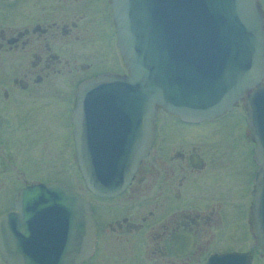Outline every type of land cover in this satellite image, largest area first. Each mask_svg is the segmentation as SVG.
<instances>
[{
  "label": "flooded vegetation",
  "instance_id": "flooded-vegetation-1",
  "mask_svg": "<svg viewBox=\"0 0 264 264\" xmlns=\"http://www.w3.org/2000/svg\"><path fill=\"white\" fill-rule=\"evenodd\" d=\"M257 3L264 30V0ZM107 73L126 74L110 0H0V219L11 216L9 245L25 251L24 264L61 251L56 206H30L21 218L20 193L50 185L75 191L90 211L92 253L80 264H205L233 253L264 264L246 108L255 89L197 123L158 107L150 149L129 183L99 197L78 171L72 115L79 85Z\"/></svg>",
  "mask_w": 264,
  "mask_h": 264
},
{
  "label": "water",
  "instance_id": "water-1",
  "mask_svg": "<svg viewBox=\"0 0 264 264\" xmlns=\"http://www.w3.org/2000/svg\"><path fill=\"white\" fill-rule=\"evenodd\" d=\"M110 2L126 74L99 75L78 87L72 118L78 171L86 190L99 197L123 191L150 149L158 107L197 123L229 112L255 89L246 108L257 167L253 218L264 255V31L257 0ZM19 197L22 220L30 206L37 211L57 208L61 251L55 259L46 253L39 264H80L92 253L91 214L75 191L38 186ZM11 220L0 219L1 258L6 264H24L25 251L9 245ZM205 264L248 263L242 254L233 253L211 256Z\"/></svg>",
  "mask_w": 264,
  "mask_h": 264
},
{
  "label": "rangeland",
  "instance_id": "rangeland-1",
  "mask_svg": "<svg viewBox=\"0 0 264 264\" xmlns=\"http://www.w3.org/2000/svg\"><path fill=\"white\" fill-rule=\"evenodd\" d=\"M112 46H113V44H112V39H111L110 42H109V47H108L109 49L104 51V54L106 55L105 57L108 58V59H110V57L114 56V54L112 55ZM104 68H105L104 71H107V72L112 70L110 65H106ZM112 68H115V66L113 65ZM262 84L264 85V77H263V80H262ZM78 190H81L80 186H79Z\"/></svg>",
  "mask_w": 264,
  "mask_h": 264
}]
</instances>
